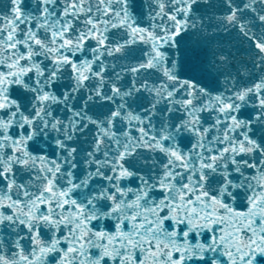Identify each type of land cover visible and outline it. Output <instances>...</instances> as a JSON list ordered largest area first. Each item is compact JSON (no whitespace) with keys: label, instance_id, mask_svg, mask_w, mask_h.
I'll return each mask as SVG.
<instances>
[{"label":"snow or ice","instance_id":"1","mask_svg":"<svg viewBox=\"0 0 264 264\" xmlns=\"http://www.w3.org/2000/svg\"><path fill=\"white\" fill-rule=\"evenodd\" d=\"M0 264H264V0H0Z\"/></svg>","mask_w":264,"mask_h":264}]
</instances>
